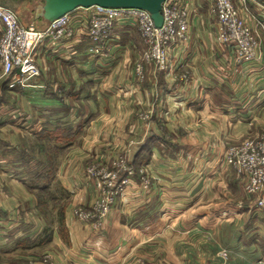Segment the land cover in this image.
I'll use <instances>...</instances> for the list:
<instances>
[{
	"label": "crops",
	"instance_id": "obj_1",
	"mask_svg": "<svg viewBox=\"0 0 264 264\" xmlns=\"http://www.w3.org/2000/svg\"><path fill=\"white\" fill-rule=\"evenodd\" d=\"M211 1L194 0L171 70L147 65L143 82L131 23L115 25L102 52L90 50L93 8L70 12L72 37L35 48L31 86L17 85V73L0 82V264H264V188L244 193L224 160L264 132V32L254 59L237 63L214 42ZM42 2L0 5L42 29ZM116 154L135 174L93 229L75 215L97 194L86 167L109 168ZM41 181L56 184L62 212L38 205Z\"/></svg>",
	"mask_w": 264,
	"mask_h": 264
},
{
	"label": "built area",
	"instance_id": "obj_2",
	"mask_svg": "<svg viewBox=\"0 0 264 264\" xmlns=\"http://www.w3.org/2000/svg\"><path fill=\"white\" fill-rule=\"evenodd\" d=\"M194 0H165L162 4L163 22L156 27L150 13L138 8H100L91 14L87 34L94 42L92 52H102L101 46L115 25L122 21L131 23L141 39L143 50L133 66L139 82L145 79V67L154 65L161 71L172 67L171 53L189 41L188 30L195 15ZM209 13L214 20V42L225 45L237 63L254 59L261 48L260 31L264 32V0H212ZM70 13L37 29L33 24L24 26L18 14L0 5V82L17 73L15 83L20 87L31 86L30 80L39 75L34 50L45 39L59 41L73 36ZM184 80H188L183 73ZM146 115H142L146 119ZM225 163L239 176L242 191L257 194L264 188V132L227 149ZM144 171L140 179L144 180ZM86 174L96 189V198L88 207L78 206L76 217L99 229L116 197L130 183L135 171L124 154H116L111 166L90 163ZM264 203V192L258 205Z\"/></svg>",
	"mask_w": 264,
	"mask_h": 264
},
{
	"label": "water",
	"instance_id": "obj_3",
	"mask_svg": "<svg viewBox=\"0 0 264 264\" xmlns=\"http://www.w3.org/2000/svg\"><path fill=\"white\" fill-rule=\"evenodd\" d=\"M165 0H43L37 8L35 18L51 22L77 8H138L147 10L156 27L163 22L162 4Z\"/></svg>",
	"mask_w": 264,
	"mask_h": 264
},
{
	"label": "rangeland",
	"instance_id": "obj_4",
	"mask_svg": "<svg viewBox=\"0 0 264 264\" xmlns=\"http://www.w3.org/2000/svg\"><path fill=\"white\" fill-rule=\"evenodd\" d=\"M210 1V0H209ZM42 182V186L38 187L40 190L37 192L38 196L42 198L41 200V209L47 214V215H52V211L58 209V212L63 211L64 204H62V199L59 195L55 194V190H57V186L54 185H49L46 184L44 181ZM59 201V202H57ZM50 222H55V220L58 222V217L55 219V217L48 218ZM60 223H62V220H60ZM224 238H226V235H224ZM212 241L209 242L208 248L211 246ZM228 259V255H223L224 260Z\"/></svg>",
	"mask_w": 264,
	"mask_h": 264
},
{
	"label": "trees",
	"instance_id": "obj_5",
	"mask_svg": "<svg viewBox=\"0 0 264 264\" xmlns=\"http://www.w3.org/2000/svg\"><path fill=\"white\" fill-rule=\"evenodd\" d=\"M54 155L55 154H52V158L54 157ZM41 200H42V198L40 196H38V205H40V207H41V204H40ZM59 231H60V235H61L62 239L67 240V234H66L65 229L63 227H60Z\"/></svg>",
	"mask_w": 264,
	"mask_h": 264
}]
</instances>
